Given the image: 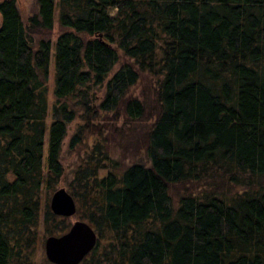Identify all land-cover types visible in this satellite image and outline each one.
Returning a JSON list of instances; mask_svg holds the SVG:
<instances>
[{"label":"trees","instance_id":"trees-1","mask_svg":"<svg viewBox=\"0 0 264 264\" xmlns=\"http://www.w3.org/2000/svg\"><path fill=\"white\" fill-rule=\"evenodd\" d=\"M37 3L23 20L16 0H0V264H34L41 219L46 232H64L48 203L41 216V192L63 174L67 123L83 119L74 147L101 110L142 118L143 101L128 95L140 71L157 77L149 162L120 168L104 139L91 143L70 187L98 239L77 264H264V0ZM103 82L96 104L91 87ZM215 177L242 188L206 187L171 206L170 183Z\"/></svg>","mask_w":264,"mask_h":264},{"label":"rangeland","instance_id":"rangeland-1","mask_svg":"<svg viewBox=\"0 0 264 264\" xmlns=\"http://www.w3.org/2000/svg\"><path fill=\"white\" fill-rule=\"evenodd\" d=\"M16 6L23 20L37 11V0H16ZM1 21V15H0ZM62 30L59 26L58 12L55 9L54 22L51 34V50L48 66V75L46 78L47 84V98H48V112L46 117V130L44 134V158L43 163H46L45 155L47 151L48 142V125L52 119V105L54 102V86H55V65H54V43L57 34ZM121 60H128L122 56ZM119 67V63L115 64L108 77ZM157 77L150 72L140 71L138 80L130 85L128 89V95H133L140 98L144 105L146 112L140 119L131 120L118 109L114 110H101V115L94 117L92 120L95 127L89 131L84 139L76 144L74 147L70 146V139L73 133L76 131L78 125L83 122V119L76 115L72 120L68 121L66 127V133L61 143V150L59 159L63 164L64 171L58 181L54 184L53 188L49 190L43 189L41 192V216L42 208L45 203L50 201V197L54 189L63 186L69 192L72 193L70 187V181L73 177L74 168L82 159L84 153L90 148V145L96 139H104L105 147L110 152L111 156L120 161V168L130 164L133 161H141L148 163V156L146 153V135L147 131L156 119L158 111V101L156 98V82ZM92 100L94 103L101 101L105 94V82L102 84L93 85L91 87ZM80 112V111H79ZM104 169L101 170V173ZM230 184L229 182H223L221 178L215 177L208 178L206 181H179L170 183L168 192L170 195L171 206L176 207L178 205L181 196L186 194H197L203 188H213L215 191L224 190L227 194L233 193L236 189H241L242 185ZM76 219H85L81 210L77 207L76 211L70 215L57 216L53 225L65 230L68 229L70 224ZM52 222V221H51ZM64 230V231H65ZM53 234L46 232L42 219L39 221L38 226L35 229V242L33 243V261L34 264H45L47 259L44 250V240L47 235ZM55 234V233H54ZM50 262V261H49ZM51 263V262H50Z\"/></svg>","mask_w":264,"mask_h":264},{"label":"water","instance_id":"water-1","mask_svg":"<svg viewBox=\"0 0 264 264\" xmlns=\"http://www.w3.org/2000/svg\"><path fill=\"white\" fill-rule=\"evenodd\" d=\"M49 206L58 215H70L77 209L74 196L60 186L51 194ZM98 233L85 219L74 220L60 234H49L44 240L45 255L57 264H77L96 245Z\"/></svg>","mask_w":264,"mask_h":264}]
</instances>
